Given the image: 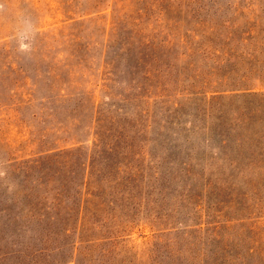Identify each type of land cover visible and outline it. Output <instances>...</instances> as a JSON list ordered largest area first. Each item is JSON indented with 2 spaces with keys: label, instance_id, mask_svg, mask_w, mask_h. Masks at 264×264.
I'll return each mask as SVG.
<instances>
[{
  "label": "rangeland",
  "instance_id": "obj_1",
  "mask_svg": "<svg viewBox=\"0 0 264 264\" xmlns=\"http://www.w3.org/2000/svg\"><path fill=\"white\" fill-rule=\"evenodd\" d=\"M121 1L148 8L146 27L192 0ZM93 2L0 0V264H264L263 64L177 53L136 67L110 9L76 14ZM202 176L234 200L208 233L186 195ZM183 213L190 226L168 231Z\"/></svg>",
  "mask_w": 264,
  "mask_h": 264
},
{
  "label": "trees",
  "instance_id": "obj_2",
  "mask_svg": "<svg viewBox=\"0 0 264 264\" xmlns=\"http://www.w3.org/2000/svg\"><path fill=\"white\" fill-rule=\"evenodd\" d=\"M101 2V0H94L93 5L76 11V14L78 16L99 14V12L106 14V10L110 9L111 27L112 29L113 27L114 29L118 27L119 49L135 56L134 65L136 67L141 66L143 58L147 57L148 60H152L157 66L159 63L157 58H166L172 55L178 56L177 53L183 57L197 55L198 57L212 58V63H205L212 70L223 66L222 62L215 60L216 57H246L250 66H257L258 63L264 66V21L262 20L264 6L262 5V0H237V2L233 0H208L201 5L199 1L192 0L188 8H185L182 17H179L178 20H173L170 17L168 22L160 23L162 19L158 18L159 23L157 22L155 25L153 23L148 24L146 27L143 26L141 21L148 11L147 7L126 12L125 10L123 11L124 7L119 5V2H123L121 0H107L103 8L100 7ZM126 2L132 1L126 0ZM196 4L199 5L198 8ZM165 12L169 14V11L166 10ZM69 18L72 19V17ZM156 25L163 27L158 28L155 27ZM174 28L183 31L177 39L174 38L176 37ZM150 30L163 31L166 37L157 39L153 34H148ZM261 56H263V59L260 60ZM235 82L238 85L234 86H246L243 79ZM222 142H225V140H222ZM182 163L185 166V178L187 180L193 179L195 176V173L192 172L193 167L187 161ZM134 170V175H132L134 176V182L138 179H143V175H139L140 169ZM79 188V192H81L79 209L77 210V217L75 216L76 223H72L73 226L71 225L72 229L76 225L80 226V214L83 211L85 200L82 197V191L85 188L84 183H81ZM225 190H227L226 187L221 189L220 186L212 184L210 179H206L204 176H202L201 190L199 192L194 194L191 193L192 188L187 190L186 195L191 194L190 197L197 202L194 207L197 209L196 211H198V206L202 209L203 223L207 225L201 231L202 233L217 229L220 222L214 220L215 218H227L226 209L234 200ZM187 214H180L175 223H173L176 226L171 225L166 227V229L171 231L175 228L189 227L190 224L188 222H191L193 218ZM66 219L69 222L70 217H66ZM71 228L64 227L65 231ZM201 243V237L196 241L195 239L183 240V244L186 245V251L191 253L196 249L197 244L200 246ZM207 243L206 239L205 244L207 245ZM176 264H181V262ZM186 264L215 263L202 260L198 254H194L192 258H188Z\"/></svg>",
  "mask_w": 264,
  "mask_h": 264
}]
</instances>
